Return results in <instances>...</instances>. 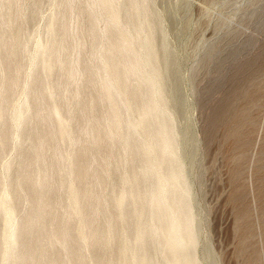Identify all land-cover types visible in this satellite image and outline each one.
Listing matches in <instances>:
<instances>
[{"label": "bare ground", "instance_id": "1", "mask_svg": "<svg viewBox=\"0 0 264 264\" xmlns=\"http://www.w3.org/2000/svg\"><path fill=\"white\" fill-rule=\"evenodd\" d=\"M170 46L156 0H0V264H203Z\"/></svg>", "mask_w": 264, "mask_h": 264}, {"label": "rangeland", "instance_id": "2", "mask_svg": "<svg viewBox=\"0 0 264 264\" xmlns=\"http://www.w3.org/2000/svg\"><path fill=\"white\" fill-rule=\"evenodd\" d=\"M156 4L176 62L198 256L203 264H264V0Z\"/></svg>", "mask_w": 264, "mask_h": 264}]
</instances>
